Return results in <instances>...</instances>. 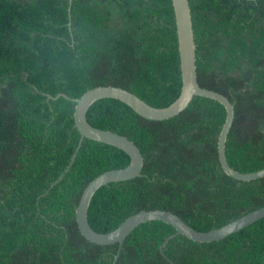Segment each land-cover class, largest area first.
Returning <instances> with one entry per match:
<instances>
[{"label": "trees", "instance_id": "trees-1", "mask_svg": "<svg viewBox=\"0 0 264 264\" xmlns=\"http://www.w3.org/2000/svg\"><path fill=\"white\" fill-rule=\"evenodd\" d=\"M0 0V264H112L117 244L81 236L75 210L86 185L128 165L121 150L84 138L75 103L97 86L130 91L161 108L181 76L171 0ZM200 87L234 106L225 157L234 170L264 169V0H189ZM224 107L195 96L162 121L103 98L86 113L96 128L140 150L141 174L93 195L87 220L107 233L140 211L174 213L197 231L264 206V177L240 181L218 161ZM64 173V174H63ZM61 180L57 181L61 176ZM160 221L139 224L115 264H264V217L220 240L194 242Z\"/></svg>", "mask_w": 264, "mask_h": 264}, {"label": "water", "instance_id": "water-1", "mask_svg": "<svg viewBox=\"0 0 264 264\" xmlns=\"http://www.w3.org/2000/svg\"><path fill=\"white\" fill-rule=\"evenodd\" d=\"M71 2L72 0L68 1V15H70ZM171 3L177 36L181 88L178 97L170 105L161 108L153 107L130 91L111 85L97 86L89 89L77 99L70 98L64 93H58L56 96L46 95L47 99L55 100L62 97L75 103L73 120L74 126L79 133V140L64 173L68 171L69 167L73 163L84 138L113 146L124 152L129 157V163L127 166L120 169L105 171L92 179L82 191L75 210V221L82 237H84L87 241L98 245L117 244V252L113 258L112 264L116 263L121 245L127 235L141 223L160 221L172 226L175 229L176 233L169 236L159 248V251L163 254V248L168 240L179 234L194 242H211L220 240L232 233L238 232L239 230L264 217L263 206L262 208L247 213L229 224L207 232H201L193 229L180 217L165 210L140 211L129 216L116 229L107 233L94 231L88 223L87 211L95 192L106 184L130 180L140 176L144 164V159L139 148L131 140L117 133L93 127L88 123L86 119L87 110L94 102L103 98L118 100L128 106L139 116L153 121L167 120L178 115L186 109L195 96L205 97L217 101L226 111L225 120L217 139L218 161L223 172L229 177L240 181H251L264 177V169L253 173H241L234 170L227 163L225 157V142L232 126L234 106L223 94L200 87L197 78L196 45L194 41L189 0H171ZM63 174L57 181L61 180ZM170 263L173 264L172 261Z\"/></svg>", "mask_w": 264, "mask_h": 264}]
</instances>
